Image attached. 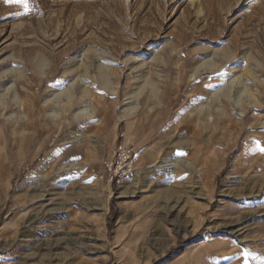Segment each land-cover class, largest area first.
Returning a JSON list of instances; mask_svg holds the SVG:
<instances>
[{
  "label": "rangeland",
  "instance_id": "374dc122",
  "mask_svg": "<svg viewBox=\"0 0 264 264\" xmlns=\"http://www.w3.org/2000/svg\"><path fill=\"white\" fill-rule=\"evenodd\" d=\"M0 264H264V0H0Z\"/></svg>",
  "mask_w": 264,
  "mask_h": 264
},
{
  "label": "built area",
  "instance_id": "2783aa9c",
  "mask_svg": "<svg viewBox=\"0 0 264 264\" xmlns=\"http://www.w3.org/2000/svg\"><path fill=\"white\" fill-rule=\"evenodd\" d=\"M132 145L130 136L126 132L120 133L117 144L106 151L100 161L97 181L111 187L123 185L131 179L135 171Z\"/></svg>",
  "mask_w": 264,
  "mask_h": 264
},
{
  "label": "bare ground",
  "instance_id": "6f19581e",
  "mask_svg": "<svg viewBox=\"0 0 264 264\" xmlns=\"http://www.w3.org/2000/svg\"><path fill=\"white\" fill-rule=\"evenodd\" d=\"M210 69V68H209ZM164 167V166H161V168ZM174 166L173 165H168V166H165L164 169H166L168 172H174L173 170L171 171V169H173ZM55 211V210H54ZM122 229H119L118 232H117V236H116V241H120L121 237H122ZM230 234V233H229Z\"/></svg>",
  "mask_w": 264,
  "mask_h": 264
},
{
  "label": "trees",
  "instance_id": "16d2710c",
  "mask_svg": "<svg viewBox=\"0 0 264 264\" xmlns=\"http://www.w3.org/2000/svg\"><path fill=\"white\" fill-rule=\"evenodd\" d=\"M111 216L109 217V221L107 223V228H108V231H110V227L114 221V218H115V213L113 211L110 212Z\"/></svg>",
  "mask_w": 264,
  "mask_h": 264
},
{
  "label": "snow or ice",
  "instance_id": "6c2138e0",
  "mask_svg": "<svg viewBox=\"0 0 264 264\" xmlns=\"http://www.w3.org/2000/svg\"><path fill=\"white\" fill-rule=\"evenodd\" d=\"M5 2L6 3H14V2H18V0H5ZM27 5L25 4V7H26Z\"/></svg>",
  "mask_w": 264,
  "mask_h": 264
}]
</instances>
